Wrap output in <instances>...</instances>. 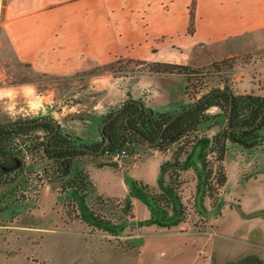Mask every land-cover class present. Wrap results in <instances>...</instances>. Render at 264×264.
Masks as SVG:
<instances>
[{"label": "rangeland", "instance_id": "1", "mask_svg": "<svg viewBox=\"0 0 264 264\" xmlns=\"http://www.w3.org/2000/svg\"><path fill=\"white\" fill-rule=\"evenodd\" d=\"M183 1L188 8L190 0H178L180 4ZM6 3L7 0H0V20ZM231 44L236 50L228 57L202 66L180 64L199 68L191 72L185 91L180 70L173 68L172 72H166L169 69L166 66L124 58L68 75L36 72L15 58L0 26V123L50 118L58 123L59 139L91 146L104 142L100 124L127 97L139 101L149 115L174 114L209 89L223 85L236 94L251 93L264 98V32L238 36ZM160 87L170 103L165 110L151 112V105L164 102L165 94ZM216 111L212 107L206 111L207 120L200 124L197 133L208 141L202 162L203 142L193 148L188 161L199 180L203 160L212 165L213 185L217 162L214 154L206 155L205 151L211 135L226 122L223 114L220 117L214 114ZM44 136V129L35 128L11 139L13 146L23 148L21 142L27 146L19 155L21 168L0 174V224L28 215L23 223L31 228L1 229L0 245H7L18 264H113L101 246L99 235L122 248L135 243L138 225L124 207L133 200L138 219L147 212L157 218L156 205L134 184L149 180L154 186L162 185L156 172L157 162L151 155L143 157L150 147L134 144L126 156L113 162L120 163L117 168L97 167L109 163L99 155L79 158L80 166L99 192L126 194L106 208L91 204V214L77 196L61 188L62 181L40 149ZM176 145L158 150L165 154L163 170L169 169L168 159ZM240 149L247 150L236 143L228 145L223 158L226 182L218 190L214 207L208 198L205 203L176 205L178 218L189 223L193 230L207 233L215 230L213 245L226 258L217 256L212 264H256V259L264 258V156L245 159L243 152L241 158ZM24 155L28 158L23 159ZM192 190L197 192V187ZM94 195L90 194L91 198Z\"/></svg>", "mask_w": 264, "mask_h": 264}, {"label": "crops", "instance_id": "2", "mask_svg": "<svg viewBox=\"0 0 264 264\" xmlns=\"http://www.w3.org/2000/svg\"><path fill=\"white\" fill-rule=\"evenodd\" d=\"M187 24L188 8L185 1L180 4L178 0H7L0 20L15 58L36 72L68 75L115 58L202 66L232 55L236 50L231 44L233 38L264 32V0H194L190 33ZM164 94V102L151 105L149 111L168 108L170 102ZM214 114L220 117L221 113L217 109ZM200 142L202 162L208 142L204 138L193 144L177 167L181 182L177 194L169 188L163 173L165 154L153 148L143 154L157 162L162 185L154 186L149 180L144 183L164 192L171 207L163 211L156 205L157 218L147 212L138 219L131 200V219L138 225L135 243L122 248L99 235L113 264H212L217 256L226 258L213 245L215 230L197 232L177 215L176 205L206 202L203 166L199 180L188 163L191 151ZM243 152L245 159L264 156V135L254 149H240L241 158ZM120 166L117 163L115 168ZM94 188L95 194L103 197L120 200L126 196L104 194ZM27 216L0 224V230L31 228L23 223ZM7 262L18 264L19 260L7 245H0V264Z\"/></svg>", "mask_w": 264, "mask_h": 264}, {"label": "trees", "instance_id": "3", "mask_svg": "<svg viewBox=\"0 0 264 264\" xmlns=\"http://www.w3.org/2000/svg\"><path fill=\"white\" fill-rule=\"evenodd\" d=\"M193 8L194 0H191L188 7L187 32L189 33L192 28ZM150 64L166 66L169 68L168 70H165L166 72H172L173 68L180 70V73L185 80V91L192 78L191 72H196L199 69L187 65L162 62H150ZM211 91L213 92L208 95L206 99L176 117L164 129L159 142L154 146H150L140 139L134 130L139 132L145 138L154 140L157 138L163 124L173 114L156 113L155 115H149L145 113L143 109L139 111V107L135 102L127 103L122 111L104 126L103 133L100 132L102 137L107 136L109 139V143L104 150H115L125 145V143L128 144L130 148L134 144L143 143L150 148L164 151L169 145L177 144L168 159L167 165L169 166V169L163 170L169 188L177 194L181 184L177 179V167L182 163L183 157L189 152V149L193 144L201 138L197 133L200 124L207 120L206 111L211 107H215L227 120L229 106L231 105V128H227L225 125L221 126L210 137L205 151L206 155L214 154L217 162L214 168V185L211 183V176L213 173L212 165L208 164L205 159L202 163L203 196L208 198L210 206L214 207L218 201V190L223 187L226 182L223 158L228 149V145L236 143L241 145L243 149H252L258 145V139L264 135V114L258 124L253 126L264 111V98L251 93L236 94L228 86L223 85L222 87L209 89V91L202 94L194 101L200 99ZM126 99L131 98L127 97ZM191 103H188L187 105ZM114 111L106 114L105 118L110 116ZM35 128L45 130L44 140L39 144L40 149L55 168L56 177L62 181L61 188L63 190H69L72 194L77 196V198L83 203L85 210L92 214L91 204L93 203L106 208L111 201H119L118 199L103 197L98 194H95L94 197L91 198L90 194L95 193V188L87 172L82 169L78 160L83 155H98L75 148V146L82 144L70 143L59 139L58 133L52 134L46 142V137L53 132V126L51 124L49 125V123L24 124L22 126L13 127L0 126V162L2 161V166L20 162L21 159L19 155L22 152V149L27 145L24 144V142H21L23 148L13 146V144H11V139ZM183 140L185 141L183 142ZM101 145L102 143L88 147L98 150ZM101 166L115 168L116 164L109 162L108 164L98 165V167ZM2 173L3 172L0 171V174ZM134 184L163 211H166L171 207V200L164 192L157 190L142 181H135ZM124 209L131 214L130 204H127ZM256 264H264V261L261 258H258L256 259Z\"/></svg>", "mask_w": 264, "mask_h": 264}, {"label": "water", "instance_id": "4", "mask_svg": "<svg viewBox=\"0 0 264 264\" xmlns=\"http://www.w3.org/2000/svg\"><path fill=\"white\" fill-rule=\"evenodd\" d=\"M213 91L209 92L208 94H206L205 96L201 97L200 99L194 101L193 103L189 104V105H186L184 107H182L181 109H179L177 112H175L164 124H163V127L162 129L159 131V134L157 136L156 139L154 140H150V139H147L145 138L144 136H142L139 132H136L134 130V132L136 133V135L142 139L143 141H145L148 145L150 146H154L156 145L162 134H163V131L164 129L176 118L178 117L180 114H182L183 112L187 111L188 109L194 107L195 105H197L199 102L203 101L204 99H206V97L208 95H210ZM229 92V90H228ZM129 102H135L138 107H139V111L142 110V104L139 102V101H136L134 99H125L124 101H122L120 107L118 109H116L110 116H108L107 118H105L102 123L100 124V127H99V131L101 133H103V128L104 126L109 123L112 119H114L121 111L122 109L124 108V106L129 103ZM264 114V111L262 112V114L259 116L258 120L255 122V124L253 126H256L259 122V120H261L262 116ZM230 115H231V105L229 106V111H228V115H227V120H226V123H225V126L227 128H231L230 126ZM31 123H34V124H38V123H49L53 126V132L51 134H49L47 137H46V142L48 141L49 137L56 133L57 130H58V123L56 121H54L53 119H50V118H39V119H35L33 121H30V122H24V123H4V124H1L0 126L2 127H9V126H14L16 124H31ZM104 137V142L102 143V145L100 146V148L98 150H94L93 148H90L86 145H78V146H75V148H78V149H81V150H84V151H87L89 153H93L95 155H100L103 150L105 149V147L108 145L109 143V139L107 136H103Z\"/></svg>", "mask_w": 264, "mask_h": 264}, {"label": "built area", "instance_id": "5", "mask_svg": "<svg viewBox=\"0 0 264 264\" xmlns=\"http://www.w3.org/2000/svg\"><path fill=\"white\" fill-rule=\"evenodd\" d=\"M129 148V145L125 143V145L115 150H103L99 156L106 162H118L122 157L127 155ZM27 158L28 155L23 156V159Z\"/></svg>", "mask_w": 264, "mask_h": 264}, {"label": "flooded vegetation", "instance_id": "6", "mask_svg": "<svg viewBox=\"0 0 264 264\" xmlns=\"http://www.w3.org/2000/svg\"><path fill=\"white\" fill-rule=\"evenodd\" d=\"M35 120V119H34ZM30 121H33V120H22V121H11V122H5V123H24V122H30ZM1 124H4V123H0ZM31 124H34V123H31ZM31 124H28V125H31ZM24 124H16L14 126H22ZM50 125V124H49ZM13 127V126H12ZM58 131V130H57ZM57 133V132H56ZM2 162V161H1ZM1 162H0V171H2L3 173H9V172H12V171H16L18 169L21 168V160L20 162H17L15 164H12V165H7V166H2L1 165Z\"/></svg>", "mask_w": 264, "mask_h": 264}]
</instances>
